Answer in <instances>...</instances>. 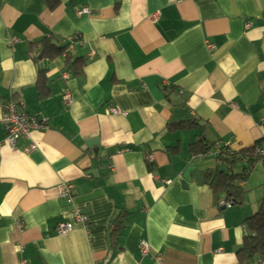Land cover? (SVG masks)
Masks as SVG:
<instances>
[{"label":"crops","instance_id":"crops-1","mask_svg":"<svg viewBox=\"0 0 264 264\" xmlns=\"http://www.w3.org/2000/svg\"><path fill=\"white\" fill-rule=\"evenodd\" d=\"M1 5L0 99L49 123L13 149L0 104V264H250L264 255L240 254L255 235L248 219L264 197V165L240 183L241 205L210 186L229 166L241 174V152L264 141V0ZM73 37L71 63L31 47ZM67 182L73 204L61 197ZM59 224L72 230L59 235Z\"/></svg>","mask_w":264,"mask_h":264},{"label":"built area","instance_id":"built-area-1","mask_svg":"<svg viewBox=\"0 0 264 264\" xmlns=\"http://www.w3.org/2000/svg\"><path fill=\"white\" fill-rule=\"evenodd\" d=\"M1 0H0V9H1ZM83 13H90L88 8H83L80 10L79 14ZM252 23L248 22L247 27H251ZM76 37L70 38L69 46L66 49L65 54L70 53L75 47ZM209 47L212 49L214 45L209 44ZM182 94V91H180ZM64 101L68 106H71L73 103V96L69 89H66L63 95ZM2 106V124L5 129L6 140L9 146L13 149H17L18 143L22 138H29L31 133L34 131H44L48 129V120L37 117L34 115H30L25 110L24 103L20 101L8 100L0 102ZM111 114L119 115L120 110L116 107L109 108ZM36 145L31 144L24 149L25 153H30L36 150ZM212 148L217 151L221 152L223 150V146L220 143H216L212 146ZM256 153L259 155L264 156V142L256 147ZM152 161L153 157L150 156L148 158ZM167 183H170L168 181ZM61 197L64 198L68 203L73 204L74 201V185L72 183H64L62 186ZM231 203H228L230 205ZM75 217L80 222H86V216H84L79 208L74 209ZM72 230L70 225L66 224H59L57 228V233L59 235L65 234ZM140 255L142 257L148 255L150 253L151 245L148 240H141L140 241ZM264 264V255H262L256 262L250 264ZM21 264H29L27 261H23Z\"/></svg>","mask_w":264,"mask_h":264},{"label":"trees","instance_id":"trees-1","mask_svg":"<svg viewBox=\"0 0 264 264\" xmlns=\"http://www.w3.org/2000/svg\"><path fill=\"white\" fill-rule=\"evenodd\" d=\"M69 44L65 47H57L48 39H43L39 42L31 44L32 49L34 47L38 48V54H42L43 56L48 55L50 58H56L58 56H62L65 52ZM66 61L70 62L69 53L65 54ZM44 71H40V74L43 75ZM79 72H76L78 74ZM43 82H41L42 88ZM14 100L11 99H0V102ZM264 141L256 143L255 146L243 150L241 154L246 158L247 165L244 166V169L241 174L232 173L231 166L228 167L227 172L219 171L216 176L213 177L210 181V186L214 189L216 193H226V201L232 203V205H241L244 202L245 190L240 186V183L243 181H247L249 174L253 170V167L258 163L264 165V156L256 153V147L261 145ZM240 154V155H241ZM225 154L220 153L219 159L222 161H227L234 163L236 162V158L238 154H227L231 157L225 158ZM243 156L241 159H243ZM249 227L255 235L248 236L246 238V242L244 247L240 250V254L247 257V259L251 260L254 258L256 254H264V197L262 199V203L259 211L248 219Z\"/></svg>","mask_w":264,"mask_h":264}]
</instances>
